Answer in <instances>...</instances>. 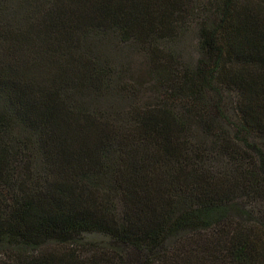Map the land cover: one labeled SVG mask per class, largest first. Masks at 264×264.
Returning a JSON list of instances; mask_svg holds the SVG:
<instances>
[{
  "label": "trees",
  "instance_id": "trees-1",
  "mask_svg": "<svg viewBox=\"0 0 264 264\" xmlns=\"http://www.w3.org/2000/svg\"><path fill=\"white\" fill-rule=\"evenodd\" d=\"M0 264H264V0H0Z\"/></svg>",
  "mask_w": 264,
  "mask_h": 264
},
{
  "label": "rangeland",
  "instance_id": "rangeland-1",
  "mask_svg": "<svg viewBox=\"0 0 264 264\" xmlns=\"http://www.w3.org/2000/svg\"><path fill=\"white\" fill-rule=\"evenodd\" d=\"M186 40H188L189 45L190 44L195 45V40H194L193 35H189ZM147 65H148V61L144 57H142V59L138 60V62L135 64V68H136V70H138L140 72V70H144ZM146 78H147V83L149 84V86L156 84V82H154V80L152 81V80H150V78H148V77H146Z\"/></svg>",
  "mask_w": 264,
  "mask_h": 264
}]
</instances>
